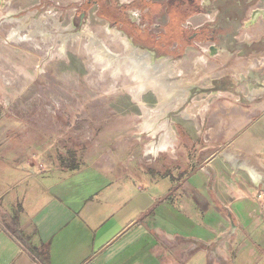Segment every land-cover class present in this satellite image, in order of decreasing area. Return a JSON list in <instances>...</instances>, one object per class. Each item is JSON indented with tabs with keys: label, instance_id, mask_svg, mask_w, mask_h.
<instances>
[{
	"label": "crops",
	"instance_id": "crops-1",
	"mask_svg": "<svg viewBox=\"0 0 264 264\" xmlns=\"http://www.w3.org/2000/svg\"><path fill=\"white\" fill-rule=\"evenodd\" d=\"M148 1L151 8L160 7L162 19L167 17L154 24L170 28L172 60L181 42L185 52L204 43L206 49L199 46L204 62H195V72L216 73L207 64L218 53L227 55L221 68L226 72L200 87L204 96L184 110L196 84L182 105L169 108L187 130L181 125L174 131L166 122L170 134L153 133L151 144L161 147L151 152L147 145L145 153L155 158V168L139 171L137 178L127 156L62 160L56 151H47L51 144L41 142L31 144L33 152L26 156L9 157L4 151L12 144L3 143L0 264H264V210L258 195L264 193V77L247 80L263 69L264 47L242 46L262 44L264 19L244 27L245 34L239 26L250 18L240 19L238 33L229 38L234 46L223 48L213 40L188 37L213 25L209 12L185 11L184 2L174 0ZM184 11L193 19L181 24L190 30L185 34L173 30L176 22L168 19ZM234 56L249 61L231 67ZM230 74L235 79L225 76ZM144 110L143 122L157 111L156 104ZM11 130L13 123L0 117V141ZM170 147L178 154L166 164L164 151Z\"/></svg>",
	"mask_w": 264,
	"mask_h": 264
},
{
	"label": "rangeland",
	"instance_id": "rangeland-1",
	"mask_svg": "<svg viewBox=\"0 0 264 264\" xmlns=\"http://www.w3.org/2000/svg\"><path fill=\"white\" fill-rule=\"evenodd\" d=\"M102 1L109 8L103 9L99 0H0V117H7L14 127V131H9L0 141V146L6 142L12 144V147L4 151L6 155L10 154L9 157L22 156L21 153L26 156L33 152L31 144L43 142L51 144L47 151H56L57 155L62 156V160H70L73 155L82 156L86 160L108 154H115L118 158L130 157L129 161H125L131 162L136 177L140 174L139 171L142 172L147 167L155 168V158L145 153L147 145L149 151L152 149L153 133L157 132V136L166 133L164 129L169 126L166 122L174 131L181 125L187 130V123L176 117V111L170 110L158 121V124L164 121L163 127L153 131L155 126H146L143 118L148 111L141 107L157 106L158 97L152 90L139 98L131 94L128 90L131 82L124 78L126 74L122 71L114 72L106 64L96 60L93 49L88 46L87 37L76 36L75 33L82 30L94 33L109 51L117 55L125 51L122 39L120 40L125 37L134 48L152 51L155 58H168L175 69L181 70L197 85L181 110L193 100L204 96V93H200V87L208 86L213 78L226 72L227 67L221 69L222 64L228 62L223 63L227 56L225 53V57L218 53L209 59L207 65L211 71L217 69L216 73L199 76L195 72L197 63L204 62L199 60L204 56L201 50L206 49L204 43L194 44L193 48H188L185 52V44L181 42L178 49L173 50L172 60L169 48L175 40L169 32L170 28L154 24L167 19L165 15L161 18L162 12H158V5L155 4L153 9L146 0ZM154 1L162 4L169 2ZM174 1L176 4L184 2L182 9L192 13L197 2L203 1L207 5L212 2ZM263 5L264 0L260 7ZM254 8L252 6L245 14H250ZM185 11L182 15L176 12L168 18L169 23L170 20L176 22L173 30L182 29L183 34L190 30L181 24L185 25L186 20H193ZM210 11L209 16L212 17L215 10ZM48 15L57 19L62 31H50L42 38L39 32L29 33L34 26L27 25V29L22 28L24 32L21 30L15 37H10L11 31L20 27L23 21L32 23V20ZM70 26L73 29L66 30ZM244 27H247L244 23L239 26L241 34L247 33ZM261 28L264 31V24ZM113 33L119 34V37ZM72 34L76 37L73 38ZM262 59L264 60V55ZM247 61L249 60L246 58L238 59L234 56L229 58V66L238 63L245 67ZM261 65L263 69L254 71V75L248 76L247 80L253 79L257 74L264 77V63ZM225 76L229 80L235 79L231 74ZM243 90L244 88L241 92ZM151 111V115H156L157 111ZM193 126L189 127L191 131H195ZM23 145L29 149L22 150ZM165 151L166 164L171 161L170 157L178 154L171 151V147Z\"/></svg>",
	"mask_w": 264,
	"mask_h": 264
},
{
	"label": "bare ground",
	"instance_id": "bare-ground-1",
	"mask_svg": "<svg viewBox=\"0 0 264 264\" xmlns=\"http://www.w3.org/2000/svg\"><path fill=\"white\" fill-rule=\"evenodd\" d=\"M31 22L34 24L23 21L20 27H17L11 31L10 37H15L17 33H21L22 28L27 29V25L28 27L34 26V28H32L29 33L39 32L42 38H44L45 35H48L50 31H62V27L59 25V22H57V19L52 15L45 17L41 16L32 20ZM72 29V26H70L66 30ZM75 34L76 36L84 35V37H87L86 39H88V46L90 49H93V55L96 60H98L103 65L106 64L114 72L122 71L123 74H126L124 75V78L131 82V86H129L128 89L131 94L136 95L137 98H139L148 90H152L153 93L158 97V103L156 106L157 112L155 113L156 115H151L150 118H147L144 121V124L148 127L155 126L153 131L163 127L162 123L164 121L157 125L156 118H161L164 116L170 110L169 108H176L179 105H182V102L184 100L186 101L187 97L189 96V89L194 85V83L191 82L187 75L182 73L181 70L175 69L174 64L170 62L168 58L162 57L154 59L151 52L137 47L134 48L130 41L125 37L120 38V40L122 39L121 42L124 44L123 47L125 51L122 54L117 55L114 52L109 51V49L106 48L99 37H96V35H94V33L91 31L85 29L81 32H78V34ZM75 34H72L73 38L76 37ZM114 35L117 38L119 37V34L115 33ZM198 103L200 104L201 102ZM141 108L146 109L143 106ZM186 113L187 110L184 116H186ZM164 130H166V135L171 133V130L168 126H166ZM160 147L161 146L159 144L156 147L152 146L151 151L155 152L160 149Z\"/></svg>",
	"mask_w": 264,
	"mask_h": 264
},
{
	"label": "flooded vegetation",
	"instance_id": "flooded-vegetation-1",
	"mask_svg": "<svg viewBox=\"0 0 264 264\" xmlns=\"http://www.w3.org/2000/svg\"><path fill=\"white\" fill-rule=\"evenodd\" d=\"M212 4L209 3L208 5L204 3L203 1L197 2L195 5V10H199V12H211L210 9L215 10L212 20H214L212 26L203 27L200 29H195L192 36H188L189 38L194 37H202L206 40H213L216 42H219L218 44L220 47H226L234 46L233 42L229 40V38L232 39V36L235 35V33H238L236 31V25L240 19L243 18H250V22L247 24V26H252L254 23L257 22V20L262 17L264 19V5L260 7L262 0H211ZM202 4V5H201ZM192 5V6H193ZM252 6H255V8L251 11L250 14H245L246 11ZM220 34L226 35L224 39H220ZM220 40V41H219ZM263 41V40H262ZM243 47H250V48H257L258 46L264 47V41L262 44H253L248 45L243 43Z\"/></svg>",
	"mask_w": 264,
	"mask_h": 264
},
{
	"label": "built area",
	"instance_id": "built-area-1",
	"mask_svg": "<svg viewBox=\"0 0 264 264\" xmlns=\"http://www.w3.org/2000/svg\"><path fill=\"white\" fill-rule=\"evenodd\" d=\"M258 195H259V197H260L261 200H262L261 207H262V210H264V193H259Z\"/></svg>",
	"mask_w": 264,
	"mask_h": 264
}]
</instances>
